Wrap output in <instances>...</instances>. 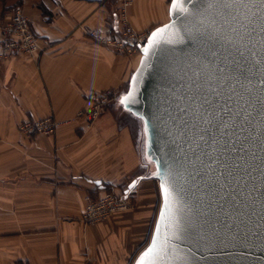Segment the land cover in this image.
<instances>
[{"label": "crops", "instance_id": "obj_1", "mask_svg": "<svg viewBox=\"0 0 264 264\" xmlns=\"http://www.w3.org/2000/svg\"><path fill=\"white\" fill-rule=\"evenodd\" d=\"M13 6L42 49L0 57V264H133L160 205L142 122L118 101L140 51L125 56L87 37V28L117 34L114 0H0V18ZM127 15L150 31L168 20V3L132 0ZM104 89L115 99L87 124L78 112ZM46 116L54 133H19L21 120ZM107 192L131 205L84 225L86 197Z\"/></svg>", "mask_w": 264, "mask_h": 264}, {"label": "water", "instance_id": "obj_2", "mask_svg": "<svg viewBox=\"0 0 264 264\" xmlns=\"http://www.w3.org/2000/svg\"><path fill=\"white\" fill-rule=\"evenodd\" d=\"M139 51L118 101L160 205L133 264L154 245L159 264H264V7L169 0Z\"/></svg>", "mask_w": 264, "mask_h": 264}, {"label": "built area", "instance_id": "obj_3", "mask_svg": "<svg viewBox=\"0 0 264 264\" xmlns=\"http://www.w3.org/2000/svg\"><path fill=\"white\" fill-rule=\"evenodd\" d=\"M115 15L118 32L115 35L97 32L87 28L85 33L92 41L103 44L119 52L137 50L145 41L147 35L137 34L131 26L127 8L132 0H114ZM38 36L32 31L30 23L18 6H13L8 13L0 18V57H7L23 53L32 56L41 50ZM111 89L95 91L88 94L89 105L78 112L85 118L87 124H91L98 117L102 109L112 100ZM56 121L51 116L39 119H24L18 124V130L25 136L34 133L52 134L56 128ZM131 200L127 195H116L107 192L98 197H86V203L80 220L84 223H92L105 218L116 209L129 207ZM15 264H25L18 262Z\"/></svg>", "mask_w": 264, "mask_h": 264}, {"label": "snow or ice", "instance_id": "obj_4", "mask_svg": "<svg viewBox=\"0 0 264 264\" xmlns=\"http://www.w3.org/2000/svg\"><path fill=\"white\" fill-rule=\"evenodd\" d=\"M172 2L175 8L176 4H183L186 2V0H172ZM206 2L208 4V7H212L214 4H221L223 8L227 10H231L235 5L247 7L248 4L257 2L261 5V7H264V0H206ZM164 31V29H159L157 33L153 34V39L150 41L153 46L159 43V41L156 40L155 37L158 35H162ZM161 187L163 188L164 186L162 185ZM164 190L166 197L171 195L167 188H165ZM159 260L160 258L158 253L156 252V248L154 245L153 248H150L147 252L144 253L138 264H159Z\"/></svg>", "mask_w": 264, "mask_h": 264}, {"label": "rangeland", "instance_id": "obj_5", "mask_svg": "<svg viewBox=\"0 0 264 264\" xmlns=\"http://www.w3.org/2000/svg\"><path fill=\"white\" fill-rule=\"evenodd\" d=\"M167 3H169V0H167ZM114 4H115V2H114ZM129 7V6H128ZM4 17V16H3ZM2 17V18H3ZM1 18V19H2ZM134 29V28H133ZM134 31L137 33V34H139V35H143V36H145V35H147L148 34V32L149 31H136L135 29H134ZM110 49H112V48H110ZM113 51H115V52H119V51H116V50H114V49H112ZM119 53H122L123 55H125V56H134V55H137V50H133V51H129V52H119ZM112 90V89H111ZM112 93H113V98H112V100L111 101H113L114 99H115V93L113 92V90H112ZM110 101V102H111ZM109 102V103H110ZM134 130H136V127H135V124H134ZM133 130V133H135V131ZM19 131V130H18ZM139 131V130H138ZM19 133L20 134H22L20 131H19ZM144 139H142V133H140V131H139V143L141 142L142 143V141H143ZM144 142V141H143ZM140 143V144H141ZM141 146L143 147V144H141ZM141 147V148H142ZM82 222V221H81ZM97 222V221H96ZM84 225H89V224H92V223H94V222H92V223H84V222H82Z\"/></svg>", "mask_w": 264, "mask_h": 264}]
</instances>
